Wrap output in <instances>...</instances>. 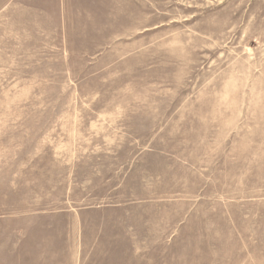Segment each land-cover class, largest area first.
Instances as JSON below:
<instances>
[{
  "label": "rangeland",
  "instance_id": "obj_1",
  "mask_svg": "<svg viewBox=\"0 0 264 264\" xmlns=\"http://www.w3.org/2000/svg\"><path fill=\"white\" fill-rule=\"evenodd\" d=\"M45 23L0 37V264H264V0Z\"/></svg>",
  "mask_w": 264,
  "mask_h": 264
},
{
  "label": "crops",
  "instance_id": "obj_2",
  "mask_svg": "<svg viewBox=\"0 0 264 264\" xmlns=\"http://www.w3.org/2000/svg\"><path fill=\"white\" fill-rule=\"evenodd\" d=\"M65 10L66 0H0V37L3 35L5 37H11L12 35L16 37L19 29L41 30L46 26L45 22H50L51 19L54 21L59 20L61 13L63 15ZM3 29L5 30L4 34L2 33ZM20 34L23 36L26 33ZM11 230L14 239L17 241L19 238L18 231ZM32 234L33 232H30L26 236L30 237ZM47 234L51 236L50 231ZM65 234L67 233L65 232ZM67 236L75 240L78 239V236ZM34 239L37 240L38 237ZM42 241V238L37 243L26 241L24 250L20 253L21 258L25 260V264H31V261L32 264H48L49 258L45 251L39 252L32 246L43 245ZM73 253H75L74 249Z\"/></svg>",
  "mask_w": 264,
  "mask_h": 264
}]
</instances>
